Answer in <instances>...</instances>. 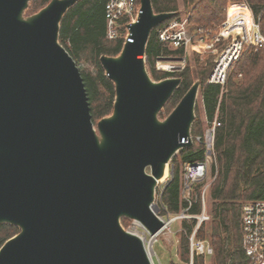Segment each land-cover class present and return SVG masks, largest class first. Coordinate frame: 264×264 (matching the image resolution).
<instances>
[{
    "label": "water",
    "instance_id": "95a60500",
    "mask_svg": "<svg viewBox=\"0 0 264 264\" xmlns=\"http://www.w3.org/2000/svg\"><path fill=\"white\" fill-rule=\"evenodd\" d=\"M29 1L0 0V224L19 227L0 246V264H153L121 218L151 235L163 229L157 186L193 144L200 79L161 118L182 77L154 79L146 65L152 29L176 11L140 0L132 40L100 56L115 98L95 124L80 67L59 39L77 0L25 14Z\"/></svg>",
    "mask_w": 264,
    "mask_h": 264
},
{
    "label": "trees",
    "instance_id": "16d2710c",
    "mask_svg": "<svg viewBox=\"0 0 264 264\" xmlns=\"http://www.w3.org/2000/svg\"><path fill=\"white\" fill-rule=\"evenodd\" d=\"M49 0H33L30 13L38 10ZM189 8V23L209 26L227 16L229 2L237 0H183ZM253 12L259 17L264 34V0H248ZM155 11L173 10L179 14L178 0H152ZM167 21V20H166ZM165 22V21H164ZM60 42L68 49L80 67L84 78L90 111L94 121L112 112L115 84L103 68L102 54H118L123 39H110L106 35L105 0H77L65 12L60 25ZM199 51H201L199 49ZM181 49H169L158 37L157 26L150 33L146 46V60L154 79L171 73L157 69L159 54L180 53ZM213 54L196 65L195 73L201 81V93L206 119L216 114L221 124L216 129L215 150L217 175L211 184L212 205L210 219L203 221L197 230L200 238H209L214 252V264H248L242 247L241 210L245 199L264 198V46L255 49L247 46L229 71L224 85L208 82L213 66ZM176 75L182 77L180 85L165 103L168 113L192 84L194 72L187 64ZM202 119L197 115L191 128L195 136L203 134ZM194 139L184 146L170 161L171 176L159 190L160 201L169 212H179L188 204L181 197L182 171L180 163L203 159L205 146ZM216 169V165H212ZM203 182L194 183L192 204L189 212L201 211ZM196 224V218L183 220L180 233V255L189 264L190 247L188 234ZM19 231L11 223L0 224V246ZM193 264H204V254H195Z\"/></svg>",
    "mask_w": 264,
    "mask_h": 264
},
{
    "label": "built area",
    "instance_id": "2783aa9c",
    "mask_svg": "<svg viewBox=\"0 0 264 264\" xmlns=\"http://www.w3.org/2000/svg\"><path fill=\"white\" fill-rule=\"evenodd\" d=\"M141 11L140 0H105L106 35L110 39L122 38L132 40L129 33V22L135 21ZM190 12L172 16L157 26V33L162 43L169 49H181L180 53L159 54L156 57L157 69L176 75L186 65L188 48L199 46L206 54H213V66L207 78L208 82L224 85L231 65L237 61L247 46L258 49L264 46V34L260 29L259 17L255 15L248 0L230 2L227 16L219 23L209 26H192L189 23ZM142 56V55H139ZM146 57V55H145ZM203 134L193 135L192 139L202 142L205 146L203 159L184 163L182 173V190L188 204L172 219L196 218V224L188 234L190 261L193 264L195 254H204L207 258L213 255L212 243L200 238L197 230L204 220L210 218L205 202L207 186L201 191V211L189 212L192 204L193 185L208 173L211 164L217 163L215 150V134L221 124L218 115L206 119ZM242 247L248 257V264H264V198L249 199L243 203L241 210Z\"/></svg>",
    "mask_w": 264,
    "mask_h": 264
},
{
    "label": "rangeland",
    "instance_id": "374dc122",
    "mask_svg": "<svg viewBox=\"0 0 264 264\" xmlns=\"http://www.w3.org/2000/svg\"><path fill=\"white\" fill-rule=\"evenodd\" d=\"M32 1L33 0L29 1V5L25 10V14L30 13V6L32 4ZM229 4H230V2H229ZM178 6L180 9L181 15H184L187 12H189V8L185 7L183 0H178ZM199 49H200V47L195 45L194 47L188 48V50L185 53L186 54L185 65L190 64L192 69H193V72H194L193 81L196 79H199L198 77H196V73H195L196 65L199 64L200 62L205 61L209 55V54L203 53L202 51H199ZM146 65H147L149 73L151 74V71L149 70V66L147 64V60H146ZM151 76H152V74H151ZM195 112H196V116L198 115L202 119L203 127L205 129L207 120H206L205 107H204L203 99H202L201 86H200L199 91H198ZM167 114H169V113L165 109V105H164V107L160 110L159 115L161 118H164ZM95 124H96V121H95ZM198 143L199 142L197 140L196 145H198ZM211 162H212V160L210 161V167H209L207 175L199 180V182H203L202 189L205 186H207V190L205 193V202H206L209 213H210L211 205H212V198H211V192H210L211 191V184L213 183V181L215 180L216 175H217V163H216V169H213ZM180 169L183 173V169H184V163L183 162L180 163ZM147 170L149 171L150 168L148 167ZM170 172L171 171H170V162H169L167 169H166V175L164 176L163 180H161L159 182V184L157 186L156 197H155V202L157 205L156 211L166 221L165 227H163V229L160 230L156 234V237L153 238L150 245H147V240H145L146 248L148 247L147 250H148V253L152 259L153 264H185V261L181 258V255H180V233L184 229L183 220L186 219L187 221H190L191 219H193V217L188 216L186 218L172 219V217L174 216V213L166 210V207L160 201L159 190L164 186L165 182L170 178V176H171ZM193 190H195L194 185H193ZM181 197L184 198L183 191L181 192ZM247 200H249V199H245L243 201V203ZM201 204H202V202H201ZM209 219L204 220L205 223H207L209 221ZM121 222L126 229H128L132 232H135V233L141 235L142 237H146L147 239L151 238L148 231L142 226V224L138 220L132 219L129 217H122ZM207 239L209 240V238H207ZM213 261L214 260H213L212 255L208 256L207 258L204 256V264H214Z\"/></svg>",
    "mask_w": 264,
    "mask_h": 264
},
{
    "label": "bare ground",
    "instance_id": "6f19581e",
    "mask_svg": "<svg viewBox=\"0 0 264 264\" xmlns=\"http://www.w3.org/2000/svg\"><path fill=\"white\" fill-rule=\"evenodd\" d=\"M165 175H166V172H165ZM165 175H164V176H165ZM164 176L161 178V180H163ZM164 227H165V226H164ZM150 237H151V238H148V239H147L146 237H143L144 240H147V245H150V244H151L153 238L156 237V234H155V235H151V234H150ZM147 248H148V247H147Z\"/></svg>",
    "mask_w": 264,
    "mask_h": 264
}]
</instances>
